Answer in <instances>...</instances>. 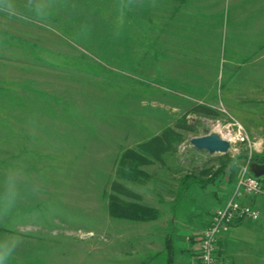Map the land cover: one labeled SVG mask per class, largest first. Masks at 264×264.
<instances>
[{
	"label": "rangeland",
	"instance_id": "obj_1",
	"mask_svg": "<svg viewBox=\"0 0 264 264\" xmlns=\"http://www.w3.org/2000/svg\"><path fill=\"white\" fill-rule=\"evenodd\" d=\"M11 2L15 15L0 0V199L8 177L20 185L0 238L20 242L8 264H167L148 260V242L167 248L180 228L197 241L264 155V0ZM212 132L232 149L191 143ZM156 137L164 150L144 151ZM128 150L142 160L121 170ZM186 176L203 181L181 201ZM111 194L158 219L111 215Z\"/></svg>",
	"mask_w": 264,
	"mask_h": 264
},
{
	"label": "crops",
	"instance_id": "obj_2",
	"mask_svg": "<svg viewBox=\"0 0 264 264\" xmlns=\"http://www.w3.org/2000/svg\"><path fill=\"white\" fill-rule=\"evenodd\" d=\"M249 201L260 209L261 216L256 221H237L229 232L219 238L216 249L218 264H264V200L262 197H254ZM146 235L149 236L148 233ZM190 236L191 230L184 228L175 230L168 236L172 239L174 250L172 264H200L195 248L196 241ZM152 247L149 242L145 247L148 260L155 255L158 259L165 260L163 257L166 255L168 264L167 248Z\"/></svg>",
	"mask_w": 264,
	"mask_h": 264
},
{
	"label": "built area",
	"instance_id": "obj_3",
	"mask_svg": "<svg viewBox=\"0 0 264 264\" xmlns=\"http://www.w3.org/2000/svg\"><path fill=\"white\" fill-rule=\"evenodd\" d=\"M239 141L249 140L242 136ZM232 147L230 142V149ZM251 162L249 160L242 167L230 196L215 210L210 224L196 241L195 248L200 264H218L217 242L223 234L230 231L233 224L239 220L256 221L260 218V209L249 200L254 197H262L264 200V176L257 177L251 172Z\"/></svg>",
	"mask_w": 264,
	"mask_h": 264
},
{
	"label": "trees",
	"instance_id": "obj_4",
	"mask_svg": "<svg viewBox=\"0 0 264 264\" xmlns=\"http://www.w3.org/2000/svg\"><path fill=\"white\" fill-rule=\"evenodd\" d=\"M159 137L154 138L150 142H147L143 145H141L142 149L144 151L149 152H156V155L158 152L164 150V148H161L162 140ZM141 155L137 153L134 150H128L123 154V157L121 158L120 164H121V170H132L135 162L139 161L138 159H141ZM146 159V158H145ZM254 161L258 163H264V155L261 158H254ZM145 162H149L148 159L145 160ZM225 167V166H224ZM124 172V171H123ZM225 168H221L214 176H211L205 183L202 182L201 186L208 187L209 185H217L219 182L222 181V178L224 176ZM203 180L197 179L195 176H186L184 180L182 181V189L180 191V200L183 201L188 196L190 188L193 186V184L197 182H201ZM114 190H119L120 193H123L125 195L131 194V192L123 185L114 183L113 184ZM117 188V189H116ZM121 189V190H120ZM117 190V191H118ZM109 209L111 215L118 217V218H126V219H140V220H152V219H158L159 217V210L157 208L148 206V205H142L140 203L132 202V203H124L121 202V200L118 199L117 195L111 194L109 199ZM167 251H168V264H172L173 261V245H172V239L170 237H167Z\"/></svg>",
	"mask_w": 264,
	"mask_h": 264
},
{
	"label": "clouds",
	"instance_id": "obj_5",
	"mask_svg": "<svg viewBox=\"0 0 264 264\" xmlns=\"http://www.w3.org/2000/svg\"><path fill=\"white\" fill-rule=\"evenodd\" d=\"M11 4L12 2L9 0L10 9ZM8 14L15 15L14 9L9 10ZM6 184L8 185V193L3 199H0V219L9 214L19 193L20 180L17 177H8ZM19 242V238L15 236L0 238V264H8Z\"/></svg>",
	"mask_w": 264,
	"mask_h": 264
},
{
	"label": "water",
	"instance_id": "obj_6",
	"mask_svg": "<svg viewBox=\"0 0 264 264\" xmlns=\"http://www.w3.org/2000/svg\"><path fill=\"white\" fill-rule=\"evenodd\" d=\"M191 143L199 150H206L210 154L226 153L230 149V142L218 133L212 132L204 136L193 137ZM251 172L257 176H264V163L252 161Z\"/></svg>",
	"mask_w": 264,
	"mask_h": 264
},
{
	"label": "bare ground",
	"instance_id": "obj_7",
	"mask_svg": "<svg viewBox=\"0 0 264 264\" xmlns=\"http://www.w3.org/2000/svg\"><path fill=\"white\" fill-rule=\"evenodd\" d=\"M220 128V127H219ZM218 128V129H219ZM226 139L228 140V141H230L231 140V135H230V133H227V137H226Z\"/></svg>",
	"mask_w": 264,
	"mask_h": 264
}]
</instances>
